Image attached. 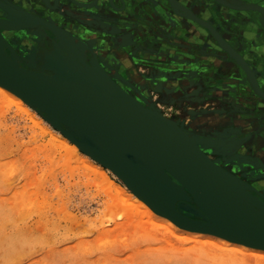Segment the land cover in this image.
I'll use <instances>...</instances> for the list:
<instances>
[{"label":"rangeland","instance_id":"rangeland-1","mask_svg":"<svg viewBox=\"0 0 264 264\" xmlns=\"http://www.w3.org/2000/svg\"><path fill=\"white\" fill-rule=\"evenodd\" d=\"M175 1L214 28L223 14L230 16L216 0ZM126 3L71 9L74 31L65 32L86 50L87 61L99 60L122 88L194 137L238 194L264 213V98L238 64L244 59L253 73L259 67L246 45L236 44L223 23L217 41L206 24L181 18L165 0ZM22 107L0 94V264H264L262 257L203 244L174 222L171 228L63 133L72 129L70 121L27 102ZM136 197L155 218L135 209L127 214L124 206ZM179 204L187 216L203 219L193 202L195 213Z\"/></svg>","mask_w":264,"mask_h":264},{"label":"water","instance_id":"water-1","mask_svg":"<svg viewBox=\"0 0 264 264\" xmlns=\"http://www.w3.org/2000/svg\"><path fill=\"white\" fill-rule=\"evenodd\" d=\"M70 1L74 5H79L78 7L88 8L75 0ZM165 1L176 15L200 25L206 24L217 41L223 40L216 32V28L185 8L180 9L177 1ZM216 1L236 8L223 0ZM114 2L125 8L124 0H108L107 3L114 6ZM45 5L49 6L50 2L45 0ZM0 8L20 16L23 26L40 27L48 32L53 37L50 39L54 48L51 55H59L58 60L63 63L60 64L59 69H39L29 66L30 64L26 65V58L20 60L24 63L17 62L14 59L11 43L1 34L2 30L11 28V24L0 21L1 85L19 94L25 102L39 111L58 120L70 121L69 127L72 129L78 128L77 120H90L99 125L109 124L117 129H141L148 136L166 143L182 158L183 170L175 172L171 167L162 165L154 169L135 166L104 154L100 144L93 143L91 146L84 141L73 140L69 132L62 130L72 141L89 149L97 160L103 161L110 167L155 211L171 219L178 226L264 250V225L247 217V213L254 208L263 216L264 213L256 207V204L247 203L238 194L194 137L176 122H170L160 112L146 106L122 88L104 70L103 63L99 60L90 57L87 61L86 50L83 51L84 49L81 48L80 51L74 44L73 38L53 23L15 10L1 1ZM89 54L93 56L91 52ZM51 55L49 54L48 57ZM67 63L70 66L65 67ZM22 64L24 66H21ZM238 64L245 70L252 89L264 98V91L246 61L240 59ZM146 181L151 182L150 187L148 184L145 185ZM154 182H158L156 191L153 190ZM163 188L172 199L159 194V190ZM179 202H184L186 205L193 202L203 219H193L181 212L175 206Z\"/></svg>","mask_w":264,"mask_h":264},{"label":"crops","instance_id":"crops-1","mask_svg":"<svg viewBox=\"0 0 264 264\" xmlns=\"http://www.w3.org/2000/svg\"><path fill=\"white\" fill-rule=\"evenodd\" d=\"M7 5L15 7L18 10L29 11L32 14L43 16L45 19L57 25L61 30L67 31L72 29V24L68 23L67 13L71 9L79 8V5H74L70 0H48L50 4H54L55 11L49 10L45 5V0H2ZM79 4L86 6H92L97 0H75ZM126 3V0H124ZM228 4L233 5L236 8L225 6L230 16L227 19L226 14L222 15V20L218 23L216 21V28H221L222 25L226 28H230V34L237 37L238 43H244L246 45V53L252 64L257 67L254 72L256 81L260 88L264 91V75L261 66L264 64V0H223ZM108 0H99L98 4L93 8L98 10H104L108 8ZM128 4V3H126ZM119 5V4H118ZM238 11H241L238 13ZM233 13V14H232ZM54 16L61 18L58 20V24L54 20ZM22 19L11 12H6L0 8V21L3 23L11 24V28L1 31L4 39L9 41L17 53H20L21 59H25V64L39 65L44 60L50 59L52 62H56L59 55L50 56L49 51L53 48L50 43V39L53 37L40 27L23 26ZM221 23H223L221 25ZM70 26V27H69ZM16 34V35H14ZM232 39V37H230ZM236 39V38H235ZM242 42V43H241ZM238 46V45H237ZM239 47V46H238ZM25 52V53H24ZM22 53V54H21ZM51 55V54H50ZM45 58V59H44ZM258 60L260 62L259 64ZM25 61V60H24ZM22 62V61H21ZM24 63V62H22ZM259 74V75H257Z\"/></svg>","mask_w":264,"mask_h":264},{"label":"bare ground","instance_id":"bare-ground-1","mask_svg":"<svg viewBox=\"0 0 264 264\" xmlns=\"http://www.w3.org/2000/svg\"><path fill=\"white\" fill-rule=\"evenodd\" d=\"M53 51L54 49H52L48 53L52 54ZM19 55L20 53H17L15 50L14 59L17 62L22 63L20 61L21 57ZM51 56H55V55H51ZM61 62L60 60H58V58L56 59V62H52L50 61V59H47V61L44 60L38 66L50 65L53 66V69L56 68L59 69L61 68L60 64L63 65V63ZM34 66L35 64L33 65V67ZM64 66L67 67L70 65L67 63V65L65 64ZM65 71L68 70L65 69ZM0 94L10 98L18 106L22 107L23 104L25 103V100L19 94L13 92L12 90L4 87L1 84H0ZM163 117L172 123L175 122L174 120L164 115ZM77 121H78L77 124H79L77 126L78 128L68 129V131L70 130L69 133L76 134L77 136L76 135L75 136L84 142L88 141L92 144L93 143H96L97 145L100 144V147L102 148L104 154L109 155L110 157L122 159L126 162H130L133 165L135 166L137 165L139 167L140 166L152 167L154 169L162 165V166L171 167L175 172L183 170L184 168L182 158L175 152V150L167 146L166 143L161 142L159 139H155L152 136H148L141 129H126V128L117 129L115 127L110 126L109 124L99 125L97 122L90 120L79 119ZM69 149H70L69 152L71 151L75 153L78 150V146L73 144V146H70ZM159 179L157 181L161 184ZM158 182L153 183L154 185L153 189L156 190ZM149 184H151V182H149ZM148 186L150 187V185ZM162 190H164L162 191V193H160L159 190V193L162 196L172 199V197L169 196L170 194L166 192V189L163 188ZM180 208H182L185 211L195 213V211L192 210L185 203H182ZM124 209L127 210V214H130L135 209L136 211L139 212H145L147 215H149L152 218L156 217L155 212H153L149 208L148 204L137 197L133 202L125 205ZM128 211H130V213H128ZM247 214H248L247 215L248 219L264 225V216L261 215L255 208L251 209V211L248 212ZM168 220L170 227L175 229L174 223L173 224L171 223L173 221H171V219ZM189 232L195 233V237L198 238L199 241H201L203 244H212L214 246H217L218 249L225 248L233 253L239 252L243 255L247 254V257L248 256L255 258L262 257L264 259V250L262 249H256L236 242H231L222 237H214V235L211 236L210 234L207 233H200L195 231H189Z\"/></svg>","mask_w":264,"mask_h":264},{"label":"flooded vegetation","instance_id":"flooded-vegetation-1","mask_svg":"<svg viewBox=\"0 0 264 264\" xmlns=\"http://www.w3.org/2000/svg\"><path fill=\"white\" fill-rule=\"evenodd\" d=\"M1 2H3L2 0H0ZM4 3V2H3ZM6 4V3H5ZM8 6H10V5H8ZM10 7H12V6H10ZM49 10H51V11H55L56 10V7H55V5L54 4H50L49 6H46ZM15 10H18V9H16L15 7H13ZM120 8V7H119ZM117 9V8H116ZM19 11H21V10H19ZM23 12L24 13H26V14H29V15H33V16H37V17H39V18H43V19H45L43 16H40V15H35V14H32V13H30L29 11H24L23 10ZM67 13H65V15H66ZM66 17H68V16H66ZM61 18H59V17H57V16H54V20L56 21V23L58 22V20H60ZM45 20H47V19H45ZM48 21V20H47ZM50 22V21H49ZM58 24V23H57ZM57 26V25H56ZM59 28V27H58ZM45 59V58H44ZM48 67L49 68H51V69H53V66H50V65H48ZM179 204V203H178ZM181 204H179V206H180Z\"/></svg>","mask_w":264,"mask_h":264}]
</instances>
